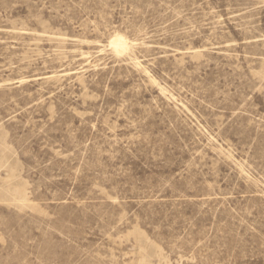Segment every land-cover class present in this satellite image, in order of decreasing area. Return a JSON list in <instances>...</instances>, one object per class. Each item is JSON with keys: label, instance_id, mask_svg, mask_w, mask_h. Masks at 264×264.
<instances>
[{"label": "rangeland", "instance_id": "1", "mask_svg": "<svg viewBox=\"0 0 264 264\" xmlns=\"http://www.w3.org/2000/svg\"><path fill=\"white\" fill-rule=\"evenodd\" d=\"M0 264H264V0H0Z\"/></svg>", "mask_w": 264, "mask_h": 264}]
</instances>
